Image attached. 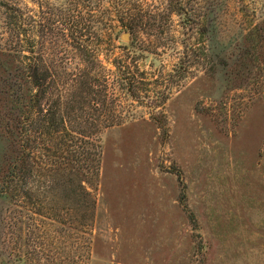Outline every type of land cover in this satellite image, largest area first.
I'll return each instance as SVG.
<instances>
[{"label": "rangeland", "instance_id": "1", "mask_svg": "<svg viewBox=\"0 0 264 264\" xmlns=\"http://www.w3.org/2000/svg\"><path fill=\"white\" fill-rule=\"evenodd\" d=\"M79 1L78 11L127 2L132 12L126 28L114 17L102 25L114 35L98 56L108 111L96 117L113 125L99 134L98 176L82 189L64 171H33L0 206V256L264 264V0ZM72 2L0 0L1 44L3 3L15 4L35 21L37 54L82 68L62 18Z\"/></svg>", "mask_w": 264, "mask_h": 264}, {"label": "trees", "instance_id": "2", "mask_svg": "<svg viewBox=\"0 0 264 264\" xmlns=\"http://www.w3.org/2000/svg\"><path fill=\"white\" fill-rule=\"evenodd\" d=\"M72 3L68 14L62 17L58 9L59 15H53L76 29L70 36L71 46L84 61L80 69L71 68L67 58L47 61L37 54L32 15L15 4L3 3L7 38L2 44L0 39V206L7 198H16L19 183H26L37 169L64 171L82 189L83 183L98 176L99 134L113 125L96 117L108 111L103 112L108 89L106 77L98 72V56L114 35V29L102 25L107 17H114L126 28L125 20L132 12L127 2L115 12H94L89 5L78 11L81 2ZM179 202L189 222L198 228L184 187ZM0 257V264H6L5 257Z\"/></svg>", "mask_w": 264, "mask_h": 264}, {"label": "water", "instance_id": "3", "mask_svg": "<svg viewBox=\"0 0 264 264\" xmlns=\"http://www.w3.org/2000/svg\"><path fill=\"white\" fill-rule=\"evenodd\" d=\"M122 39H128V33H123L121 36Z\"/></svg>", "mask_w": 264, "mask_h": 264}]
</instances>
